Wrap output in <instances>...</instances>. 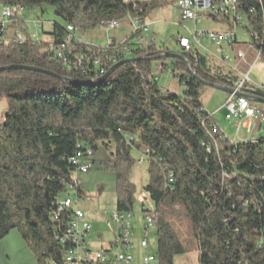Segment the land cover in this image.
I'll return each mask as SVG.
<instances>
[{
  "label": "trees",
  "instance_id": "obj_1",
  "mask_svg": "<svg viewBox=\"0 0 264 264\" xmlns=\"http://www.w3.org/2000/svg\"><path fill=\"white\" fill-rule=\"evenodd\" d=\"M169 1L0 0V6L25 10L50 6L62 19L47 33L50 43L25 35L20 43L7 41L9 24L0 30V67L29 68L0 72V101L6 104L0 117V239L17 229L36 264H66L70 245L59 238L73 207L60 212L58 221L53 214L68 184L81 195L72 158L87 148L110 154L100 163L114 174V210L120 213L133 210L137 188L130 171L144 157L141 189L154 205L144 214L153 220L155 264H174L188 245L197 250L199 264H264V133L230 140L199 94L203 85L232 88L237 74L211 72L203 54L195 59L178 50L185 60L161 58L170 52L166 47L155 39L136 44L132 33L124 44L103 47L72 35L127 16L144 21ZM237 2L249 44L264 57V0ZM68 35L72 52L97 58V67L89 64L81 72L54 58L50 46ZM168 60L172 75L179 72L182 93L157 83L156 63ZM241 92L264 98V89L246 80ZM178 217L187 221L183 239L172 224ZM105 264L117 263L108 257Z\"/></svg>",
  "mask_w": 264,
  "mask_h": 264
},
{
  "label": "rangeland",
  "instance_id": "obj_2",
  "mask_svg": "<svg viewBox=\"0 0 264 264\" xmlns=\"http://www.w3.org/2000/svg\"><path fill=\"white\" fill-rule=\"evenodd\" d=\"M25 12L28 14V17L34 20L39 19V24L41 25L39 33L45 37H48L47 33L52 27L53 22H62V19L57 15L55 9L50 6L45 5L41 9L38 7L31 9L26 8ZM146 20L150 23L149 34L155 35V43L166 47L171 53L178 52V48L175 44L177 36L187 35L188 29H194L193 22L181 19V11L177 6L176 0L169 1L159 6V8L154 11H151L147 15ZM246 25L247 22L243 16L241 23L234 27L220 18H203L202 21L197 24V29L227 30L234 28L236 32V42L232 47H223V53L230 59L228 64L219 60L220 54L218 57L215 55V53L217 54L216 46L205 37L200 41L202 45L200 52L205 56L206 64L211 72L221 75L234 73L237 74L240 80H245L246 78L244 75L246 74L248 83H251L253 87L264 89V57L260 54L257 55L255 49L248 47L250 34L245 29ZM237 48L245 51V61L239 64V69L236 72L233 71L229 65L233 64L232 58ZM256 55L257 57H255ZM167 63V66L170 67L171 60H168ZM156 75L160 87L167 80L166 86L169 91L182 93V85L178 79L179 72L175 71L173 75H167L166 73L161 75L156 73ZM199 94L205 111L211 114L213 120L219 122V125L232 133L234 120H226L224 118L225 111L221 108L226 93L212 86L203 85L199 90ZM5 110V101L1 100L0 117ZM244 125L245 124H243V126ZM109 155L110 154L106 153V159H108ZM94 158L93 161H90L91 165L87 172H74L72 174L73 178L76 177L80 180L83 191L82 196L80 195L78 197L75 193L71 194L75 202L74 206L77 208L79 207L90 221H92V224L94 223L93 225L91 224L92 228L89 231L90 235H88L93 240L90 246L92 250H96V247H99L97 243H100L106 248L108 241L113 242L118 237L116 226L111 222L109 217V213L114 210L115 206L114 174L100 163L102 160L98 158V154H96ZM130 179L137 188L136 201L131 211V218L129 219V234L133 245L130 249L133 255L131 264H142L143 256L152 252V245L155 242L154 230H151L147 236V240L151 246L145 250L139 245L140 240L143 238L142 228L144 225V210L154 208L153 203L141 189L142 185L146 183L147 180L145 162L135 163V166L130 171ZM172 222L174 229L179 233L180 238L183 239L187 222L186 219L178 217L173 219ZM100 235H102V238H100ZM115 251L116 248L113 247L110 251L106 252V254L108 257L113 258ZM0 264H36L34 255L15 228L11 229L0 239ZM174 264H199L197 261V250L194 249L193 246L188 245L187 251L184 254L174 257Z\"/></svg>",
  "mask_w": 264,
  "mask_h": 264
},
{
  "label": "built area",
  "instance_id": "obj_3",
  "mask_svg": "<svg viewBox=\"0 0 264 264\" xmlns=\"http://www.w3.org/2000/svg\"><path fill=\"white\" fill-rule=\"evenodd\" d=\"M176 3L181 11V19L191 21L194 24V29H188L187 35H179L175 39V44L178 50L191 52L194 58L197 59L198 55L201 54L200 48L202 45L200 41L205 37L216 46L217 54H220V60L225 64H228L230 59L227 55H225V53H223V47H232L235 44L236 32L234 31V28L221 31L199 30L196 27L203 18H227L233 27L236 26L237 23H241L242 16H239L237 0H176ZM25 14L27 13L22 6L2 5L0 9V30L2 31V29H5L11 21H16L19 18H22ZM122 22H126L130 25V33L133 34V41L136 44H145L147 42L154 41L155 37L153 34H149L150 26L146 19L141 21L138 18L127 16L121 21H110L101 26V28L106 31H116ZM35 24L37 26L40 25L39 19L35 21ZM67 30L71 32L73 31V27L68 25ZM129 34H127V36ZM127 36L119 43L124 44L127 41ZM29 38L34 41L39 40L36 33L31 34ZM5 39L7 41L20 43L25 40V36L22 32L16 31L12 34L6 35ZM70 40L71 36L68 35L63 43L57 46H50L49 50L53 54L54 58L60 59L62 64L67 68L80 70L81 72H85L89 67V64H93L95 67L99 65V60L97 58H92L91 60L90 57H87L82 52L73 53L72 50L74 48H70L69 46ZM110 43L116 44V42L111 39L108 40L107 44ZM248 47L253 48L250 44ZM258 54L259 52H257V55ZM257 55L255 57H257ZM232 59L233 64L229 66L233 71L237 72L239 64L245 61V51L242 49H236ZM102 70L103 69H101L100 72H102ZM162 72H165L167 75H172L171 67H168L167 65H158L156 67L155 74ZM244 77L247 79L246 74ZM245 80L239 79L234 83V86L232 87L234 91L230 94H226L222 104V109L225 111L224 118L226 120H234V122H236L235 132L239 131L240 126L244 121H248L251 123L253 131V134L250 136H255L256 134L264 133V106L245 97L236 95L235 92H241V86ZM250 136L248 138H250ZM93 155L94 152L91 148L84 149L83 151L78 150L72 158L73 164L76 165V172H87L90 168V159ZM144 162V157L139 155L136 159V163ZM72 193L77 194V189L74 184H68L67 194L57 202L56 211H54L53 214V219L58 221V215L60 212L73 207L72 219L65 226V229L59 238L61 242L68 243L70 245L65 254V262L66 264H105L108 260V256L105 251L92 250L88 245L90 224L84 218L82 210L74 206L75 202L71 196ZM130 218V212L120 213L113 210L110 213V220L116 226L118 236L115 241L110 243V248H116L113 258L117 264H131L133 260V255L130 252V249L133 246L129 234ZM153 229L152 218L145 215L144 225L142 228L143 238L139 243L140 247L145 250L151 246L147 240V236ZM155 263L156 259L152 252L142 258V264Z\"/></svg>",
  "mask_w": 264,
  "mask_h": 264
},
{
  "label": "crops",
  "instance_id": "obj_4",
  "mask_svg": "<svg viewBox=\"0 0 264 264\" xmlns=\"http://www.w3.org/2000/svg\"><path fill=\"white\" fill-rule=\"evenodd\" d=\"M16 21H18V22H16ZM16 21H11L10 24L7 26V28L5 30V32L7 34H12V33L16 32V31H20L25 36H30L31 34L36 33L39 40L46 41V42L50 43V41H51L50 36L49 35H48V37L42 36L39 33V29L41 28V25L37 26L35 24L36 20L32 19L31 17H28V14L23 15L22 18H19ZM148 24L150 26L149 22H148ZM49 31H51V28L49 29ZM130 31H131L130 25L128 23H126V22H122L120 24L119 28L116 31H106V30H104L101 27H96L95 29L86 30V31H81V30L75 29L72 32V35L74 36V38L76 40H78V41H80V42H82L84 44L91 45V46L103 47V46H105L107 44L108 40H110V39L113 40L116 43H119L123 38H125L127 36V34L130 33ZM221 31H223V30H221ZM237 49H240V48H237ZM207 52H209V51H207ZM215 55L218 57V54L215 53ZM167 64H168L167 61L166 62H157L156 63V67L158 65H167ZM163 73H165V72H162V73H159V74L161 75ZM166 81L161 86L162 88H167ZM158 82H159V80H157V83ZM249 84L252 85L251 83H249ZM213 122L219 128L220 132L224 134V136H226L227 138H229L230 140H232L234 142H236V141H246L248 139V137L253 134L251 123L248 122V121H244L241 124L240 129H239L238 132H235L236 122H234L232 133L228 132L221 125H219V122H217L215 120H213ZM243 124H245V125L243 126ZM102 152H103L102 150L95 151L94 155H93V157L91 158L90 161H93L95 159L94 157H95L96 154H98V158H101L100 160L106 159L105 155H106L107 152H105V153L103 152V154H102ZM74 180L77 182V185L79 187V190H80V193H81V196H82L83 191H82V186H81L80 180L77 179L76 177H74ZM110 213H109V217H110ZM84 218L89 222L90 229H91L92 225L94 223L92 224V221H90V219L85 214H84ZM100 238H102V235H100ZM91 242H93V240H92V238L89 237V242H88L89 247L91 246ZM101 242H104V241H101ZM110 243H111V241L107 242V247L106 248L103 247V245H101L100 243H97L99 247H96L97 248L96 250H104L105 252H108V251L111 250V248H109L110 247Z\"/></svg>",
  "mask_w": 264,
  "mask_h": 264
},
{
  "label": "water",
  "instance_id": "obj_5",
  "mask_svg": "<svg viewBox=\"0 0 264 264\" xmlns=\"http://www.w3.org/2000/svg\"><path fill=\"white\" fill-rule=\"evenodd\" d=\"M161 58H168V59H180V60H185L184 57L179 54V53H171V52H166L164 53L163 55H161ZM131 59H127V60H122V61H119L117 63H115L112 68L116 67L117 65H120L121 63H123L124 61H129ZM29 69L28 67H24V66H9L7 68H1L0 67V72L5 70V69ZM111 70V69H110ZM48 74H51L50 72H46ZM101 78L93 81L94 84L98 83V81L100 80ZM70 82L74 83L73 80H69ZM214 88L216 89H219L221 91H223L224 93L226 94H230L232 93L234 90L231 88V87H227V86H222V85H213ZM237 96H242V97H245L253 102H256V103H259V104H262L264 105V98H259V97H254V96H251V95H246L242 92H235Z\"/></svg>",
  "mask_w": 264,
  "mask_h": 264
}]
</instances>
